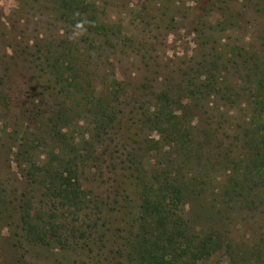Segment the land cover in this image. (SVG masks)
Instances as JSON below:
<instances>
[{
  "label": "rangeland",
  "instance_id": "rangeland-1",
  "mask_svg": "<svg viewBox=\"0 0 264 264\" xmlns=\"http://www.w3.org/2000/svg\"><path fill=\"white\" fill-rule=\"evenodd\" d=\"M70 1L79 5L77 17L65 20L58 0H0V264H127L117 250L136 212L130 170L148 178L164 172L170 160L175 167L180 162L162 148L159 133L141 122L168 89L174 111H186L183 122L196 143L212 134L209 147H202L209 153L208 176L198 184L207 187L205 204L219 209L211 200L225 173L213 156L220 152L238 161L245 152L251 104L243 99L255 89L248 76L264 71V0ZM44 47L76 58L72 66L86 79L83 87L93 88V98L84 100L75 91L68 99L62 85L51 83L49 69L47 75L42 71L44 59H38ZM209 77L214 81L209 93L189 99L188 79L202 85ZM114 87L118 95L110 96ZM234 91L238 98L226 100ZM107 95L120 116L118 126L105 133L96 129L92 106ZM58 112L69 114L70 121H60L53 138L44 124ZM132 146L138 148L135 165L125 157ZM200 164L201 155L181 166L183 174L197 176ZM128 165L132 168L125 170ZM39 167L55 171L70 190L78 186L76 210L47 195L44 171L33 173ZM256 198L255 209L241 206L227 214L224 246L197 264H264V193ZM188 203L185 217L195 212ZM27 225L47 229L49 237L53 231V240L47 245L21 240ZM74 236L82 247L77 252Z\"/></svg>",
  "mask_w": 264,
  "mask_h": 264
},
{
  "label": "trees",
  "instance_id": "trees-1",
  "mask_svg": "<svg viewBox=\"0 0 264 264\" xmlns=\"http://www.w3.org/2000/svg\"><path fill=\"white\" fill-rule=\"evenodd\" d=\"M58 5L59 8L64 10L62 16L65 20L77 17L74 13L79 7L78 4L70 0H58ZM53 49L54 47H44L43 50L38 51L40 54L38 59H44L45 61L42 71L47 75L46 69H49L50 74L48 75L51 76L50 79L53 81L51 83L62 85L60 89L68 99H71V95L75 91L79 94L78 96L84 97V100L93 98L94 96L91 95L93 94L91 92H94L93 88L83 87V82L86 79L76 73L75 68L72 66V63H76V58L70 57L69 59V56H72L68 54L69 52L55 56L57 52ZM248 77L255 89H252L253 91L248 93L247 97L246 95L242 96L246 97L243 99L246 102L250 98V102H248L251 104V123L244 130L242 136L245 152L238 161L229 160L227 156H224L226 154L220 152L213 156L216 159V166L225 173L224 180L219 179L217 191H214L211 200L218 202L219 209L216 208L215 204L204 203L206 199L203 194L207 187L198 185L204 184L202 181L204 179L201 178L208 176L204 169L210 158L208 151L204 148H208L211 144L212 134L204 133L201 142L196 143L194 135L191 136L190 131L183 122L187 116L185 115L186 111L184 113L174 111L177 108L175 109L169 99V95L171 96L173 92L171 89L156 96L157 101L160 102L158 108L144 113L146 119L141 121L142 124H147L151 126L152 130L158 132L162 148L166 146L171 149L170 155H173L180 162L175 167L173 166L174 161L170 160L171 166L164 172L157 173L154 171L150 177L145 178V175L139 176V173H137V176L133 175L136 172L135 169L130 170L132 168L130 165H135V159L138 157V148L132 146L131 151L126 153L125 157L130 165L125 170L129 169L132 173V180H130L128 188L132 189L131 193L135 196L133 200L136 202V212L132 215L129 229L123 236V243H121L117 252L119 257L124 259L127 264H187L189 262L197 264L198 262L207 261L210 256L218 251V248L221 249L224 246L223 243L227 239V226L223 223V220L229 217L227 214L243 210L244 207L250 211L253 210L252 206L257 201L256 197L261 192L264 193V71L251 70V75ZM207 79L206 84L202 85L201 83L196 84L195 80L188 79L185 89L188 91L189 99H197L203 93H209L208 90L212 88L214 81L212 77ZM87 84L89 85V82ZM234 93L235 95L226 97V100H231L233 96L238 98L239 94H236L235 91ZM109 94H111L110 96H117V87L111 88ZM100 100H96V104L92 106L94 108L92 114L96 116V129L108 133V131L113 130L115 124L118 126L120 110L119 108L116 109L112 103L113 100L108 95L104 99L105 101H102L103 98H100ZM184 108H189V105ZM176 112H179V115ZM36 113L37 116L43 114L38 109H36ZM60 121L63 124L69 122L70 115L61 112L56 113L54 118L51 117L49 122L44 124L46 134L56 138L61 126ZM132 136L137 138V135L133 134ZM135 138L132 141L133 143H136ZM142 143L144 144V141ZM196 145L201 147L200 149L203 151L196 150ZM19 155L25 158L26 151L21 152ZM200 155L203 159V165L200 164L202 168L197 172V176L188 179L183 174L181 166L183 165L184 169L193 164L196 159L200 160ZM39 168L42 170L35 168L33 173L37 174L39 171H44L41 183L45 182L47 195L50 194L53 198H58L64 205L74 207L76 210L80 204L79 194H81L78 186L75 185V189L70 190V185H66L57 178L55 171L50 170L48 167ZM171 168H175L176 171L171 172L168 170ZM186 201L189 202L188 204L192 210L195 209L194 214L192 212L187 217L184 216L186 214H184L183 207ZM3 205L4 201H0V209ZM255 208L256 206H254ZM100 210V208H97L98 212ZM21 220H24V218H21ZM198 222L208 223H199L197 226ZM209 225H211L209 231L204 229ZM196 226L197 231H202L203 234L200 239L195 235L197 232ZM51 232L52 235L49 237L47 229L42 230L27 225L25 230L23 229L21 232V240L30 244L47 245L53 240L51 238L54 233ZM74 237L75 245H72V247L77 252L82 247L78 245L79 239L77 236ZM231 244L230 242L229 245H225V248L230 247ZM83 245H86V243H83ZM85 249L92 250L89 247H85Z\"/></svg>",
  "mask_w": 264,
  "mask_h": 264
}]
</instances>
